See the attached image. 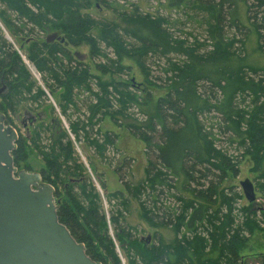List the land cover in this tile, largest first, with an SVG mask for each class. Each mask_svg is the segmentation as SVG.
Returning a JSON list of instances; mask_svg holds the SVG:
<instances>
[{
  "label": "trees",
  "instance_id": "trees-1",
  "mask_svg": "<svg viewBox=\"0 0 264 264\" xmlns=\"http://www.w3.org/2000/svg\"><path fill=\"white\" fill-rule=\"evenodd\" d=\"M245 2L246 18L263 39L264 0ZM224 3H232L228 18L238 19L234 0H208L210 15L214 9L221 22ZM88 8V0H0V113L5 124L14 126L13 116L23 113L31 125L29 136L15 129L14 165L32 171L28 157L35 151L42 181L54 188L58 220L101 264H245L240 251L255 230L263 229V208L254 201L240 205L241 193L225 182L238 175L242 158L248 156L264 197V70L197 66L186 59H166L161 66L166 51L159 42L81 13ZM135 15L169 38L162 18ZM48 30L60 38L46 41ZM82 44L89 46L92 59L99 58L94 63L98 72L125 75L130 67L121 62L127 58L143 75L148 102L158 92L146 122L128 123L129 133L144 143L147 165L137 183L124 180L121 169H115L126 196L120 189L107 191L93 159L113 165L118 132L99 123L104 119L116 127L124 115L137 114L132 110H140V97L125 83L101 82L91 73L81 55L69 50ZM155 66L160 74L154 73ZM82 89L93 99L84 118L71 120ZM46 93L57 96L58 114L68 130L52 104H45ZM45 111L48 123L38 119ZM78 142L92 149L85 156L88 167L75 150ZM129 197L143 221L156 229L150 237H138L127 223ZM168 226L174 229L170 242L158 234ZM258 262L264 264V252Z\"/></svg>",
  "mask_w": 264,
  "mask_h": 264
},
{
  "label": "rangeland",
  "instance_id": "rangeland-1",
  "mask_svg": "<svg viewBox=\"0 0 264 264\" xmlns=\"http://www.w3.org/2000/svg\"><path fill=\"white\" fill-rule=\"evenodd\" d=\"M88 2L89 8L82 9L81 13H89L92 17L102 21L112 20L121 29L135 32L138 35L142 34L143 36H150L159 42V44L163 47V50L166 51V55L164 56L165 58L160 60L161 66L162 64H165L166 59L168 62L174 63H178L179 61L186 59L190 60L197 66L199 64H203L204 66H244L249 72L252 70H264V38L259 39V35L255 32L253 25L248 18H246L245 0H234L237 8V14L235 16L238 19L228 18L227 10L231 8L232 3H224L221 7V22L218 21L217 13L214 9L210 15L207 8L208 0H190L189 2L181 3V5L178 6H169L167 0H88ZM133 14H149L155 19L162 18L164 28L166 29L169 38L163 39L161 35L152 31V27L148 22H141L139 16H132ZM233 23H236L237 26L235 24L233 25ZM219 32L220 35L218 34ZM51 33H54V31L48 30L45 36ZM184 48H187L188 50ZM69 50L71 53L74 51L78 52L81 55L79 58L81 62L84 65H88L90 72L98 76L101 82L108 83L114 81L122 82L123 84L125 83L127 84L128 89L131 88L135 90L137 95L140 97L138 100L141 102H138L137 105L142 112L138 109H133L132 112L138 113L124 115V117H122L123 120L121 124H117L118 126L116 127L112 126L109 121L104 119L99 123V126L104 130L110 128L117 130L118 132V139L116 142L117 152L114 156V160H112L114 161L113 165L110 166L105 162L99 163L98 158L97 160L93 159L95 168H97L98 171L103 172L107 191L109 192L120 189L126 196L128 194L125 192L123 187L124 180L129 179L132 183H137L139 180L144 178V167L147 165L144 154V143L129 133L127 129L128 123L146 122L147 115L145 113L152 111L154 101L158 98V92L154 91L152 93L151 100L148 102V92L146 93L145 91L147 87L143 75L136 67V64L130 59L123 58L121 62L122 64L130 67L127 74H102L98 72L94 66V63L98 62L99 58H91L88 45L82 44L76 48L71 47ZM221 52L222 61H219L217 57H220L219 53ZM27 66L30 68L31 64ZM31 71V74L35 72L33 68ZM154 73L160 74L157 66H155ZM79 92L80 94H78ZM79 92L77 93L79 108L76 111L71 109V120H74L77 117L84 118L85 112L87 115L86 104L93 99V96H90L87 91L82 89L79 90ZM46 97L48 99L45 104L48 105L51 100L47 93ZM50 97L52 98L51 95ZM52 99L55 104L57 96ZM116 104H119L118 100H116ZM46 109H48L47 106ZM56 109L54 114L60 117L61 126L68 130L66 124L67 121L65 122L66 119L64 120V118L58 114V109ZM47 112L48 111H45V113L42 114L40 113V116L38 117L39 121L43 119V123L49 122L50 118L47 116ZM44 116L46 117L42 118ZM29 118V116H26V114L23 113L17 114L16 117L13 116L15 129L25 136H29V132L31 130ZM75 150L80 156L82 162L87 164L85 156H88V154L92 155V149H90V147L85 148L84 142H78L75 144ZM109 155L110 154L106 156L107 161L109 160ZM28 163L31 166V172L39 173L38 170L42 166V162L34 150H31L29 153ZM86 164L85 166L88 167L89 165ZM262 166L264 167V161ZM116 168L121 169L122 172H120V176L123 173L124 180L119 179V175L117 176L115 173ZM251 168V160L248 156H244L239 164L238 175H229L225 184L234 186L235 189L241 193L242 199L239 202L240 205L248 203L242 193L240 181L249 179L253 184L255 192L254 203L259 204L263 208V222L261 225L263 229L255 230L253 232L245 247L240 251V254L245 264H259L258 255L264 252V197L262 195V191L260 192V188L263 187L259 185L261 182L258 180V173L253 172ZM93 180L96 182L94 176ZM129 200L126 212L127 223L135 227L134 232H136L138 237H150L156 232V229L148 226L143 221L136 201L131 197H129ZM159 231L160 232L158 234L159 236L161 235L164 241H172L174 229L171 226H168L165 229H159Z\"/></svg>",
  "mask_w": 264,
  "mask_h": 264
},
{
  "label": "water",
  "instance_id": "water-1",
  "mask_svg": "<svg viewBox=\"0 0 264 264\" xmlns=\"http://www.w3.org/2000/svg\"><path fill=\"white\" fill-rule=\"evenodd\" d=\"M56 38L60 37L51 33L46 41ZM17 138L15 128L5 124L0 113V264H101L58 220L53 186L38 172L14 165L11 152ZM240 187L246 200L253 202L251 181H240Z\"/></svg>",
  "mask_w": 264,
  "mask_h": 264
},
{
  "label": "bare ground",
  "instance_id": "bare-ground-1",
  "mask_svg": "<svg viewBox=\"0 0 264 264\" xmlns=\"http://www.w3.org/2000/svg\"><path fill=\"white\" fill-rule=\"evenodd\" d=\"M3 32H4V31H3ZM5 35H8V34L5 32ZM48 35H49V34H48ZM9 38H10V37H9ZM10 41H11V40H10ZM95 51H96V50H95ZM95 54H96V53H95ZM26 63H27V62H26ZM27 65H29V64L27 63ZM27 65H26V66H27ZM27 67H28V66H27ZM30 68H31V70H32L33 67L30 66ZM28 69H29V67H28ZM47 95H48V94H47ZM48 96H49V95H48ZM49 98H50V100H51V101L49 100V101H50L49 104H50V105L52 104V106L56 109V106H55V104H54L53 99H52L50 96H49ZM56 110H57V109H56ZM69 135L72 137L71 133H69ZM79 153H80V152H79ZM252 157H253V156H252ZM82 159H83V157H82ZM83 160H84V159H83ZM85 164H86V163H85ZM86 165H87V164H86ZM234 209H235V208H234Z\"/></svg>",
  "mask_w": 264,
  "mask_h": 264
},
{
  "label": "built area",
  "instance_id": "built-area-1",
  "mask_svg": "<svg viewBox=\"0 0 264 264\" xmlns=\"http://www.w3.org/2000/svg\"><path fill=\"white\" fill-rule=\"evenodd\" d=\"M33 75L38 79V75L36 72H33Z\"/></svg>",
  "mask_w": 264,
  "mask_h": 264
}]
</instances>
